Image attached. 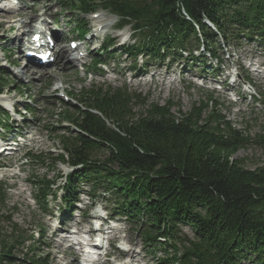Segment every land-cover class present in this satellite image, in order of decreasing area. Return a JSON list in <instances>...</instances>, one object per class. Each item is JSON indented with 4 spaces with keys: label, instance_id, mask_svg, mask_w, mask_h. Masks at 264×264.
I'll return each instance as SVG.
<instances>
[{
    "label": "trees",
    "instance_id": "obj_1",
    "mask_svg": "<svg viewBox=\"0 0 264 264\" xmlns=\"http://www.w3.org/2000/svg\"><path fill=\"white\" fill-rule=\"evenodd\" d=\"M61 1L83 16L109 12L118 29L129 26L133 42L122 49L134 60L143 56L145 65L166 58L173 62L185 52L182 66L193 65L197 50L201 60H218L223 45L240 49L244 40L264 39V0ZM83 25L78 21L73 32L84 36ZM105 45L99 53L113 57V44ZM99 61L92 58L93 64ZM1 70L0 94L8 85ZM70 96L75 103L65 102L57 114L68 122L57 137L59 152L49 157L51 153L30 149L22 158L37 166L59 163L70 169L57 174L63 179L59 189L65 218L80 194L95 200L102 190L109 196V209L138 231L155 264H264V163L249 169L234 158L249 141L225 122L213 98L173 113L170 106L147 103L125 87L91 84ZM260 96L264 104V93ZM23 107L31 111L29 104ZM136 107L142 108L137 112ZM8 118L0 107L4 129L10 127ZM258 138L264 142V135ZM30 177L36 203L41 206L49 195L54 197L53 179ZM5 190L0 184V205ZM1 229L0 264L49 263L47 256L34 254L38 248L32 242L29 255L23 254L24 243L35 239L32 235L22 237L16 228L3 234Z\"/></svg>",
    "mask_w": 264,
    "mask_h": 264
},
{
    "label": "rangeland",
    "instance_id": "obj_2",
    "mask_svg": "<svg viewBox=\"0 0 264 264\" xmlns=\"http://www.w3.org/2000/svg\"><path fill=\"white\" fill-rule=\"evenodd\" d=\"M8 4L13 8L5 10L2 6ZM0 16V22H3L0 26V68L8 82L0 94V104L9 117L16 120L13 126L16 129L12 132L7 133L0 126V141L15 132L23 136L21 144L18 142L13 150L0 153V184L6 188L5 201L0 205V227L3 234H10L11 229L16 228L22 237L32 235L35 238L24 243L21 248L23 254L29 255L27 246L32 242L38 248L34 254L47 256L48 264H81L80 255L75 256V253H80L79 245L75 248L69 246V241L63 240L64 235L77 234L81 238L95 236L97 232L94 234L91 229L90 217L101 211L102 222L107 228L100 242L102 255L98 256L96 264H155L147 255L149 248L144 246L135 227L124 216L116 215L109 209L106 193L99 190V197L92 201L89 195L80 194L74 204L75 209L70 213L72 221L66 222L61 212L62 191L59 189L63 179L57 174L65 175L70 169L59 163L50 168L22 160L23 153L30 149L38 154L51 153L47 155L49 157L59 152L57 137L64 133L60 128L68 126V122L57 114L65 109V102L75 103L70 93L84 86L104 84L125 87L128 92L139 94L147 103L170 106L173 113L188 111L192 106L206 102V97H211L219 105L217 111L225 122L241 131L249 141L240 147L234 158L241 160L249 169L264 163V142L258 138L264 135V104L260 96V92L264 93L263 38L260 41L244 40L240 49L223 45L218 60L209 56L201 60V50H197L193 65L182 66L181 62L186 61V52L173 62H170L171 58H166L161 63L152 60L145 65L143 56L134 60L125 54L122 46L133 42L130 27L116 29L117 19L109 12L97 11L96 14L83 16L73 5L61 0H0ZM31 16L33 27H24ZM81 20L84 30L88 31L83 38L77 37L72 30ZM35 26L54 30L60 35L59 45L54 51L62 48L64 52L70 49V41L79 39L83 47L81 50L86 55L77 62L66 63V58L70 57L66 53L65 59L58 57L48 66H29L28 74L24 75L22 44L34 32ZM21 31L24 33L22 38L12 44ZM103 39L108 40L106 45L113 44V57H100L102 62L95 67L96 64L91 63L92 57L100 52ZM245 78L250 83L245 82ZM24 103L30 105L31 111H24ZM141 108L136 107L137 112ZM15 110L23 116L14 114ZM32 173L41 180H54L51 185L54 197L49 195L41 206L35 202L36 190L29 182ZM182 230L193 237L187 226H183ZM41 235H44L45 241H42ZM156 255L161 253L157 251ZM15 256L22 258L23 255L16 253ZM240 264L255 263L244 260Z\"/></svg>",
    "mask_w": 264,
    "mask_h": 264
},
{
    "label": "bare ground",
    "instance_id": "obj_3",
    "mask_svg": "<svg viewBox=\"0 0 264 264\" xmlns=\"http://www.w3.org/2000/svg\"><path fill=\"white\" fill-rule=\"evenodd\" d=\"M1 17V16H0ZM33 21V16H31L30 18H29V20H27V21H25V25H24V27L26 26L27 28H31V24L32 23H30V22H32ZM40 23V22H39ZM0 26H3V22H0ZM21 26V25H20ZM10 28V27H9ZM41 32L42 31H40V29L38 30V28H35V31L34 32H32V35H31V37L34 35V34H41ZM54 33V35L56 36V37H59L60 38V35L58 34V33H56V32H53ZM23 31H21V33H19L18 35H16L15 36V38L13 39V43L12 44H14V43H18L19 42V40H20V37L22 38V36H23ZM56 55H58L57 56V58L58 57H65L66 58V56H65V52H63L62 51V49H60V51L56 54ZM17 59H19V57L17 58ZM66 60H67V62H69L71 59H70V57H67L66 58ZM15 62V61H14ZM35 64V61H34V59H28V61L26 62V64L24 65V72H23V74L24 75H26V74H28V68H29V66H33V65ZM13 150V149H12ZM61 229H56V231H60ZM64 232V231H63ZM72 234L71 233H67V235H64L65 237L63 238V240H65V241H67V240H69V237L71 236ZM75 235V234H74ZM75 246L76 245H73V246H71V247H73V248H75ZM79 249V248H78ZM78 252V251H77ZM78 253H75V256H77L78 257ZM132 256V255H131Z\"/></svg>",
    "mask_w": 264,
    "mask_h": 264
}]
</instances>
